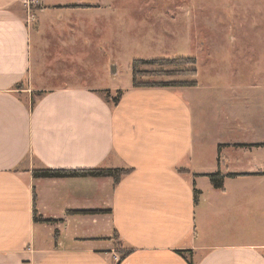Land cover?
I'll list each match as a JSON object with an SVG mask.
<instances>
[{"label": "crops", "instance_id": "0c3cea01", "mask_svg": "<svg viewBox=\"0 0 264 264\" xmlns=\"http://www.w3.org/2000/svg\"><path fill=\"white\" fill-rule=\"evenodd\" d=\"M102 8L0 0V264H264V166L254 164L264 145L216 142L208 155L213 77L197 69L178 79L193 86L111 90L56 71L48 83L56 62H78L70 48L94 37ZM106 90L123 91L117 105ZM40 168L132 171L114 183L34 178Z\"/></svg>", "mask_w": 264, "mask_h": 264}, {"label": "rangeland", "instance_id": "374dc122", "mask_svg": "<svg viewBox=\"0 0 264 264\" xmlns=\"http://www.w3.org/2000/svg\"><path fill=\"white\" fill-rule=\"evenodd\" d=\"M94 1L103 7L95 10L94 37L86 45L78 41L70 48L77 54L75 65L50 64L49 84L67 78L83 85L90 81L111 90L124 89L132 84L135 59L195 57L200 79L213 77L219 91L204 107L208 155H216V142L264 145V0ZM30 7L26 16L33 26ZM176 68L138 66L145 72ZM56 71L62 75L59 80L51 77ZM138 78L168 82L189 77L148 74ZM238 159L241 164L242 158ZM254 164L264 166V148L255 150Z\"/></svg>", "mask_w": 264, "mask_h": 264}, {"label": "trees", "instance_id": "16d2710c", "mask_svg": "<svg viewBox=\"0 0 264 264\" xmlns=\"http://www.w3.org/2000/svg\"><path fill=\"white\" fill-rule=\"evenodd\" d=\"M197 60L195 57H177L174 59H151V60H143V59H135L132 63V85L134 87H168V86H193L196 85V81L186 80H174L168 82H155V81H147L140 80L138 77L148 74H159V75H174V76H187V77H195L197 75V68L195 65ZM140 64H159V65H172L177 67L173 70L163 71H151L145 72L140 71L138 66ZM123 91L117 90L115 94H111L108 90L105 91V98L111 100L114 105H117L122 97ZM239 146V145H238ZM240 146H243L241 144ZM221 147V146H219ZM132 171L130 168H77V169H52V168H40L34 169L32 171V176L34 178H76V177H110L113 179L114 183H118L123 176L129 174ZM233 176L235 174H229ZM211 182L214 187L219 188L222 186V180L224 176L221 174L220 170L215 173L208 174ZM194 203H198L199 191L194 189ZM35 199V196H34ZM82 211H77L75 213H80ZM42 220V219H41ZM46 222H52L53 220H43ZM117 239V236H114ZM127 251V250H126ZM124 251L121 258H123L128 252ZM181 255H184L185 251L177 250ZM189 264H193L191 260H189Z\"/></svg>", "mask_w": 264, "mask_h": 264}]
</instances>
